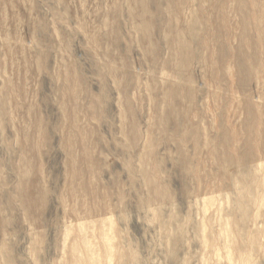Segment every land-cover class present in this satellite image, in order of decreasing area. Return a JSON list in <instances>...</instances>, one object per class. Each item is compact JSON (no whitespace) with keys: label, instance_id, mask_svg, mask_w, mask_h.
Masks as SVG:
<instances>
[{"label":"rangeland","instance_id":"1","mask_svg":"<svg viewBox=\"0 0 264 264\" xmlns=\"http://www.w3.org/2000/svg\"><path fill=\"white\" fill-rule=\"evenodd\" d=\"M0 264H264V0H0Z\"/></svg>","mask_w":264,"mask_h":264}]
</instances>
